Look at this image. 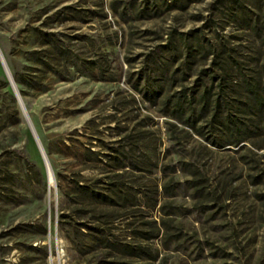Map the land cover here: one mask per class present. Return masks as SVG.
Instances as JSON below:
<instances>
[{
    "label": "rangeland",
    "instance_id": "obj_1",
    "mask_svg": "<svg viewBox=\"0 0 264 264\" xmlns=\"http://www.w3.org/2000/svg\"><path fill=\"white\" fill-rule=\"evenodd\" d=\"M0 52V264H264V0H0Z\"/></svg>",
    "mask_w": 264,
    "mask_h": 264
},
{
    "label": "trees",
    "instance_id": "obj_2",
    "mask_svg": "<svg viewBox=\"0 0 264 264\" xmlns=\"http://www.w3.org/2000/svg\"><path fill=\"white\" fill-rule=\"evenodd\" d=\"M212 55V54H211ZM153 59L151 60L150 59V63H152ZM213 61H215L213 59ZM213 63V62H212ZM225 79L223 78V76H218V80L216 82V89H217V97L223 93H225V84H224V81ZM245 85H246V91L248 93L247 97L249 99V101L251 100V105H250V108L253 109L252 113H251V109L247 110V113L251 114V115H255V112H258L261 113L263 111V108H264V101L262 99V97L258 94V92L255 90V88L253 86H250L249 84H247L246 82H244ZM6 85V84H5ZM7 86H8V83H7ZM9 87V86H8ZM10 90V88H9ZM206 91L207 90H204L203 93L201 94V96L203 97H206ZM7 98H8V102L9 104L11 105V109L12 111L17 114V106H16V102H15V98L10 90V93L7 95ZM166 101V100H165ZM216 102H218V99L215 98V104H217ZM216 108V106H215ZM215 108H214V111H215ZM202 110V107L200 108ZM171 110L172 111H177L179 115L176 116V119L179 121V122H182L184 123L185 125H189V126H192L193 127V124L192 122L194 121H191L190 122V115L186 114L184 115V110L181 106V101L179 98H175L174 100H172V103H171ZM215 115L214 112L211 113V118H213V116ZM225 120L227 122V124H224L221 123V125H224V126H229V125H233V120H230L228 118V115H226L225 117ZM232 129H235V128H232ZM199 133V132H197ZM232 134V132H231ZM199 135H202L201 133H199ZM233 137H234V133L232 134ZM210 143H215L214 140H210ZM96 154V153H95ZM109 157V156H107ZM118 168H116L114 170L113 168V171H116ZM115 175H117V173H111L110 175L108 176H103L104 178H102L103 180H101V182H97V183H101V184H104V190L102 191V189L100 190H97V189H94L92 188L91 186L87 185V184H84L82 183L80 180H76L74 182V189L76 191V193H79V194H83L85 195L87 198H88V201H92V202H99L101 203V205H109L110 204V196H111V190H113V187H112V183L113 181L111 180ZM91 202V203H92ZM79 201H75L74 204H78L79 205ZM80 210V209H79ZM101 215V216H100ZM104 214H99L98 216H94L92 217L91 219H93L92 221H94L96 223V226H88L87 229H90V233H93L97 238L98 240H100V242L102 243L101 246V249H104V251L106 249H108V242H107V237L106 235H109L108 232V224H109V221L108 220H102V216ZM63 216V215H62ZM70 242H74V240H70ZM100 249V251H101ZM101 253V252H100Z\"/></svg>",
    "mask_w": 264,
    "mask_h": 264
},
{
    "label": "water",
    "instance_id": "obj_3",
    "mask_svg": "<svg viewBox=\"0 0 264 264\" xmlns=\"http://www.w3.org/2000/svg\"><path fill=\"white\" fill-rule=\"evenodd\" d=\"M0 67H1V69L3 71V74H4L5 78H6L8 86H9V88H10V90H11V92H12L14 98H15V101H16L18 107H19V110H20V112H21V114L23 116L24 122L26 123L27 128H28V130L30 132L32 140H33V142L35 144V147H36V149L38 151V154L40 156V159L42 161L44 170H46V167H47V165L49 163H48L45 151H44V149H43V147H42V145L40 143V140H39V138H38V136L36 134V131H35L32 123H31V121H30V119L28 117V114H27V112H26V110L24 108L23 102L21 100L20 94H19V92H18V90L16 88V85H15L13 79H12V76H11V74L9 72V69H8V67H7V65H6V63L4 61V58H3L2 54H1V52H0Z\"/></svg>",
    "mask_w": 264,
    "mask_h": 264
},
{
    "label": "bare ground",
    "instance_id": "obj_4",
    "mask_svg": "<svg viewBox=\"0 0 264 264\" xmlns=\"http://www.w3.org/2000/svg\"><path fill=\"white\" fill-rule=\"evenodd\" d=\"M47 168H48V165H47L46 169H47ZM51 173H52V172H51ZM48 177H49L48 184H49V187L51 188V187L53 186V181H52V180H54V178H53V179L51 178L50 171H49V175H48ZM49 201H50V196H49Z\"/></svg>",
    "mask_w": 264,
    "mask_h": 264
}]
</instances>
